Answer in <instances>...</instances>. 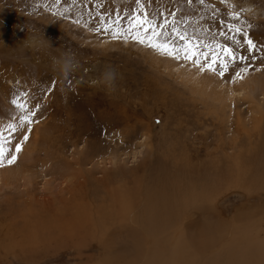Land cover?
<instances>
[{"label":"rangeland","instance_id":"1","mask_svg":"<svg viewBox=\"0 0 264 264\" xmlns=\"http://www.w3.org/2000/svg\"><path fill=\"white\" fill-rule=\"evenodd\" d=\"M206 2L198 26L210 27L218 40L219 21L230 20L232 4L250 9L240 19L255 25L249 36L256 49L238 48L249 59L223 78L92 31L100 15L119 14L126 25L134 0H0L6 152L15 151L27 130L9 135L7 124L20 115L11 100L23 92L30 108L41 105L17 160L0 167V264H105L106 257L126 263L139 249L130 230L141 227L133 213L123 227L112 212L127 202L136 214L150 194L176 182L208 197L192 207L199 220L189 228L196 233L213 223V245L199 254L204 264H227L246 236L264 243V0ZM183 5L152 0L147 11ZM29 32L40 39L43 33L51 48L47 41L23 48ZM63 52L78 60L67 77L53 69ZM105 66L117 71L114 90L101 80ZM244 66L247 73L233 81Z\"/></svg>","mask_w":264,"mask_h":264},{"label":"snow or ice","instance_id":"2","mask_svg":"<svg viewBox=\"0 0 264 264\" xmlns=\"http://www.w3.org/2000/svg\"><path fill=\"white\" fill-rule=\"evenodd\" d=\"M151 2L152 0H147V3L145 0H134L135 7L127 16L126 25L121 24L119 14L115 19L100 15L99 22L92 31L100 33L103 30V34L111 40L134 42L150 48L159 55L196 67L200 73L209 71L221 78L225 77L230 66L236 65L237 62L243 64L249 59L248 56L239 54L238 48L252 53L257 47L255 41L249 36V30L255 25L240 19L241 13L250 11V9L240 7L236 10L237 5L232 4V10L227 14L230 20L228 22L223 19L219 21L218 35L223 39L218 40L217 33L213 32L210 27L202 30L198 26L199 21L205 19L200 13H205L209 9L206 0H184L183 7L176 6L170 10L162 8L156 14L147 11ZM216 11L215 9L212 11L213 20L216 19ZM79 22L78 19L75 21L77 24ZM225 24L227 31H225ZM241 35L243 41L238 38ZM229 38L231 43L227 42ZM255 58V55L251 56V59ZM249 66L239 67L232 76V80L242 78ZM55 83L53 81L47 91L51 92ZM27 95L22 92L11 100V104L15 106L20 115L18 121L13 118L7 124L9 135L17 133L18 129H24L25 126L27 130L20 133L21 139L15 144L14 152H6L3 142H0V167L13 164L17 160L22 144L29 139L32 124L35 122L34 115L41 105L37 103L35 108H30L26 99ZM2 140L3 133H0V141Z\"/></svg>","mask_w":264,"mask_h":264},{"label":"bare ground","instance_id":"3","mask_svg":"<svg viewBox=\"0 0 264 264\" xmlns=\"http://www.w3.org/2000/svg\"><path fill=\"white\" fill-rule=\"evenodd\" d=\"M181 185L177 182L168 186L164 184L160 190L150 194L147 204L136 214H134L135 209L132 206L126 205L127 202H122L124 205L121 207L122 210L120 208L112 212L115 219L123 220L119 222L123 227L125 224L122 222L126 221L127 216L133 213V222L141 227V231L137 233L134 228L132 229L136 230L135 232L130 230L132 234L136 235L134 243L138 244L139 249L138 252L133 251L132 257L126 258V261L124 260L126 263L123 264H132L142 258H144L142 264H204L206 262V260L203 262L199 259V254L208 246L213 245L212 241L215 240V235H210L213 233L210 232L213 223L211 221L204 226V229L196 233L189 231V228L199 220L198 217L192 218V207L195 203L203 202L208 197L205 190L200 192L194 186L182 190ZM211 192L208 191L209 194ZM209 198V201L213 200L212 193ZM119 210L122 211L120 215ZM186 240L189 242L187 243ZM233 249L227 264H260L264 260V243L261 244V241L258 243L257 240L250 237L246 236L243 240H239ZM225 250L227 249L225 248ZM105 264H111L107 257ZM215 264L217 263L215 262Z\"/></svg>","mask_w":264,"mask_h":264},{"label":"clouds","instance_id":"4","mask_svg":"<svg viewBox=\"0 0 264 264\" xmlns=\"http://www.w3.org/2000/svg\"><path fill=\"white\" fill-rule=\"evenodd\" d=\"M47 41V47H50V43L47 39L44 38L42 33V39L36 37L29 32L28 37L21 42L22 47L25 49L32 48L36 45L43 46V42ZM78 67V60L74 53L63 52L59 57L54 58L53 60V69L58 72L60 75L67 77L71 72L75 71ZM101 80L109 90H114L116 80H117V71L112 66H105L101 72Z\"/></svg>","mask_w":264,"mask_h":264}]
</instances>
